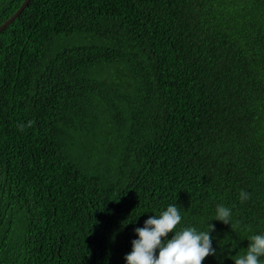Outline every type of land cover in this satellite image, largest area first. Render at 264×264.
<instances>
[{"label": "trees", "instance_id": "obj_1", "mask_svg": "<svg viewBox=\"0 0 264 264\" xmlns=\"http://www.w3.org/2000/svg\"><path fill=\"white\" fill-rule=\"evenodd\" d=\"M171 204L214 226L202 264L264 234V0H30L0 31V264H126Z\"/></svg>", "mask_w": 264, "mask_h": 264}, {"label": "clouds", "instance_id": "obj_2", "mask_svg": "<svg viewBox=\"0 0 264 264\" xmlns=\"http://www.w3.org/2000/svg\"><path fill=\"white\" fill-rule=\"evenodd\" d=\"M32 123L30 120L27 125L18 124L17 128L23 131ZM240 197L246 201L250 193L241 191ZM230 215L229 208L217 206L215 220L229 225ZM181 219L177 205L171 204L158 217L152 215L145 220L143 227L135 229L138 238L131 242L132 250L125 256L126 264H202L205 257L215 255L209 235L214 226L208 223L207 231H197L194 227L176 231ZM170 232L174 235L166 239ZM260 257H264V234L251 236L247 253L236 258L234 264H260Z\"/></svg>", "mask_w": 264, "mask_h": 264}, {"label": "water", "instance_id": "obj_3", "mask_svg": "<svg viewBox=\"0 0 264 264\" xmlns=\"http://www.w3.org/2000/svg\"><path fill=\"white\" fill-rule=\"evenodd\" d=\"M29 1L30 0H24V2L21 4L18 10L0 25V31L4 30L9 24H11L20 15V13L26 7Z\"/></svg>", "mask_w": 264, "mask_h": 264}]
</instances>
